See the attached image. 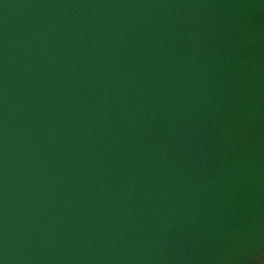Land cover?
Masks as SVG:
<instances>
[{"label":"water","instance_id":"95a60500","mask_svg":"<svg viewBox=\"0 0 264 264\" xmlns=\"http://www.w3.org/2000/svg\"><path fill=\"white\" fill-rule=\"evenodd\" d=\"M0 264H264V0H0Z\"/></svg>","mask_w":264,"mask_h":264}]
</instances>
